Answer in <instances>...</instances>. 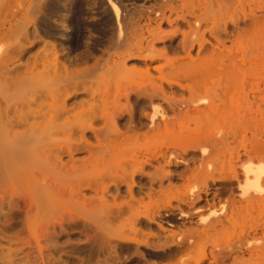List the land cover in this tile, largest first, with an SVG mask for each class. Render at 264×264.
<instances>
[{
  "label": "bare ground",
  "instance_id": "obj_1",
  "mask_svg": "<svg viewBox=\"0 0 264 264\" xmlns=\"http://www.w3.org/2000/svg\"><path fill=\"white\" fill-rule=\"evenodd\" d=\"M165 24L172 39L189 28L182 55L129 69L156 62ZM37 44L44 50L26 59ZM82 67L131 73L126 97L136 106L121 108L115 96L101 117L113 125L95 137L102 152H130L131 194L137 177L146 181L139 218L160 225L146 256L264 264V0H0V184L44 159L48 131L99 119L76 114L83 102H72ZM111 84L118 92L121 81ZM238 135L249 140L242 151L231 147ZM174 181L193 185L172 193ZM3 211L0 202V220L16 215L11 204ZM27 227L33 233L34 222ZM0 264L15 262L0 250Z\"/></svg>",
  "mask_w": 264,
  "mask_h": 264
},
{
  "label": "rangeland",
  "instance_id": "obj_2",
  "mask_svg": "<svg viewBox=\"0 0 264 264\" xmlns=\"http://www.w3.org/2000/svg\"><path fill=\"white\" fill-rule=\"evenodd\" d=\"M162 30L166 34L156 40V52L152 56L156 62L149 66L129 61V69L144 71L182 55L183 39L188 36L189 28L180 26L176 39L168 35L172 31L170 25H163ZM33 47L26 59L44 50L43 44ZM193 54L196 56L197 50ZM79 70L87 71L86 67ZM86 73L72 102H83L76 114L99 119L87 129V123L80 126L78 122L62 130L48 131L42 142L44 159L33 158L23 164L22 174L20 168H15V177L0 184L3 212L9 213L11 204L16 213L0 220V250L10 255L15 264H160L149 259L144 251L151 249L149 245L155 244L160 236L158 223L139 218L146 181L137 177L131 194L130 152L124 146L102 152L95 137L113 125L101 117L111 116L115 96L121 108L136 106L134 99L126 97V78L131 73L108 67ZM152 74L157 79L158 73L152 71ZM114 80L121 81L118 92L112 87ZM165 92L182 95L181 91ZM128 119L129 115L124 114L117 123L122 127ZM248 143V138L238 135L231 147L242 151ZM249 160L244 158L243 162ZM166 170L173 173L175 168ZM153 171V167H147L145 173ZM174 185L172 193L187 190L193 183L174 181ZM27 221L34 222L33 233Z\"/></svg>",
  "mask_w": 264,
  "mask_h": 264
}]
</instances>
